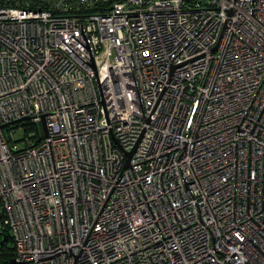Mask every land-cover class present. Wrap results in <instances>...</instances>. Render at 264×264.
I'll use <instances>...</instances> for the list:
<instances>
[{"label": "built area", "instance_id": "obj_1", "mask_svg": "<svg viewBox=\"0 0 264 264\" xmlns=\"http://www.w3.org/2000/svg\"><path fill=\"white\" fill-rule=\"evenodd\" d=\"M0 217L13 264H264V0H0Z\"/></svg>", "mask_w": 264, "mask_h": 264}, {"label": "trees", "instance_id": "obj_2", "mask_svg": "<svg viewBox=\"0 0 264 264\" xmlns=\"http://www.w3.org/2000/svg\"><path fill=\"white\" fill-rule=\"evenodd\" d=\"M17 127H25V130H31V129L34 130V134H32L28 138L30 142L29 144H31L37 137L40 136V133L37 131V126L31 121H27V120L19 121L18 123L5 128L4 131H6L9 128H17ZM4 232H5L4 234H6L7 236H6V240L2 244H0V264H8V261L11 258V251H12V248L10 246V242H11L10 237L8 236L6 231ZM0 239H1V236H0Z\"/></svg>", "mask_w": 264, "mask_h": 264}, {"label": "rangeland", "instance_id": "obj_3", "mask_svg": "<svg viewBox=\"0 0 264 264\" xmlns=\"http://www.w3.org/2000/svg\"><path fill=\"white\" fill-rule=\"evenodd\" d=\"M38 132L41 134L40 127L38 128ZM27 133H34V130H25V127H17L14 128L12 131L9 132V135L11 136V139L14 141V143L17 145V147H26L29 146L30 142L26 138ZM9 244V242H8Z\"/></svg>", "mask_w": 264, "mask_h": 264}, {"label": "water", "instance_id": "obj_4", "mask_svg": "<svg viewBox=\"0 0 264 264\" xmlns=\"http://www.w3.org/2000/svg\"><path fill=\"white\" fill-rule=\"evenodd\" d=\"M22 120H28V117H21V118L16 119L15 121H13V122H11V123L19 122V121H22ZM40 128H41L42 136L45 137V136H46V130H45V125H44V119H43V116L40 117ZM37 140H38V138H36V139L32 142V144L36 143ZM130 155H131V151L125 153V163L128 161ZM5 240H6V236H5V235H1L0 244H2ZM8 264H13V259H12V258L9 259Z\"/></svg>", "mask_w": 264, "mask_h": 264}, {"label": "flooded vegetation", "instance_id": "obj_5", "mask_svg": "<svg viewBox=\"0 0 264 264\" xmlns=\"http://www.w3.org/2000/svg\"><path fill=\"white\" fill-rule=\"evenodd\" d=\"M11 259V258H10Z\"/></svg>", "mask_w": 264, "mask_h": 264}]
</instances>
